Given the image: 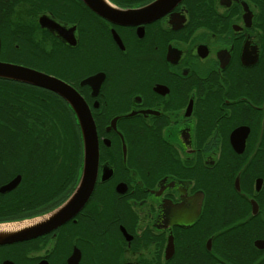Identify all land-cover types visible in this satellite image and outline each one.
I'll list each match as a JSON object with an SVG mask.
<instances>
[{
    "label": "flooded vegetation",
    "instance_id": "1",
    "mask_svg": "<svg viewBox=\"0 0 264 264\" xmlns=\"http://www.w3.org/2000/svg\"><path fill=\"white\" fill-rule=\"evenodd\" d=\"M0 62L72 88L96 143L87 199L31 231L84 153L72 104L18 82L36 147L0 149V223L28 221L0 264H264V0H0Z\"/></svg>",
    "mask_w": 264,
    "mask_h": 264
},
{
    "label": "water",
    "instance_id": "2",
    "mask_svg": "<svg viewBox=\"0 0 264 264\" xmlns=\"http://www.w3.org/2000/svg\"><path fill=\"white\" fill-rule=\"evenodd\" d=\"M94 4L95 3H91V6L93 7ZM95 6H102L101 9L105 10L107 13L111 12L109 7L106 6V3L105 5L104 3L101 5L95 4ZM131 14L132 13L122 12L119 14L118 20L127 21L126 19L129 18ZM0 79L24 82L31 85H41L55 91L72 104V107L76 111L79 119V127L82 136L84 153L83 170L81 178L79 180V184L75 189V193L72 194V196H70L62 206L49 213L48 215L42 217L45 221H43L44 223H37L29 228L31 231L36 232L37 230L40 231L41 229H43L42 226L44 225H49L52 223L58 224L61 221L67 219L70 215L73 214V211H76L83 204V202L90 194L94 181L93 166L96 165V143L94 125L91 119H89L90 117L88 118L89 121H87L84 113L85 107L83 108V104L77 101L76 92L67 84L59 81L58 79L45 76L34 70L5 62H0ZM92 164L94 165L92 166ZM36 221L33 220L32 222L34 223ZM5 223L12 222H3L0 223V225ZM21 229L22 228L10 232H0V242H7L8 240H11L13 238H19L21 234H23L22 231H20Z\"/></svg>",
    "mask_w": 264,
    "mask_h": 264
},
{
    "label": "trees",
    "instance_id": "3",
    "mask_svg": "<svg viewBox=\"0 0 264 264\" xmlns=\"http://www.w3.org/2000/svg\"><path fill=\"white\" fill-rule=\"evenodd\" d=\"M34 91L24 87L22 84L6 79H0V149L19 151L24 147L23 136L26 135L25 145L27 149H35L36 141L32 137L35 134V125H26L21 120L22 111L28 108L24 98H32ZM34 105V102L31 103ZM55 132V142L58 152V165H67L68 150L70 148L69 125L60 121ZM29 127H31L29 129ZM53 141V142H54ZM51 143V141H49ZM49 145H45L44 147ZM51 148V147H50ZM5 155H8L5 154ZM20 157L18 152L11 156ZM19 164V163H17Z\"/></svg>",
    "mask_w": 264,
    "mask_h": 264
},
{
    "label": "bare ground",
    "instance_id": "4",
    "mask_svg": "<svg viewBox=\"0 0 264 264\" xmlns=\"http://www.w3.org/2000/svg\"><path fill=\"white\" fill-rule=\"evenodd\" d=\"M28 221H17L0 225V232H10L24 227Z\"/></svg>",
    "mask_w": 264,
    "mask_h": 264
}]
</instances>
